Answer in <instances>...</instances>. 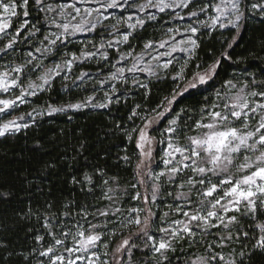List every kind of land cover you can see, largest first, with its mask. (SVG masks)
<instances>
[{"label": "snow or ice", "instance_id": "1", "mask_svg": "<svg viewBox=\"0 0 264 264\" xmlns=\"http://www.w3.org/2000/svg\"><path fill=\"white\" fill-rule=\"evenodd\" d=\"M131 7H135L139 15L115 17V23L110 26L111 34L116 39H110L107 43L101 40L98 46L92 40L81 41L82 47L78 53L61 48H67L78 34L92 33L98 26H103V21L111 18L107 14L109 10L126 12ZM32 9L43 13L48 28L55 30L44 33L34 50L26 52L22 62L0 65V94L6 97L0 98V138L19 134L31 127L24 115L8 118L12 110L28 103L29 97L50 91L57 78L65 82L71 80L73 85L77 81H84L88 73L79 72L75 79H72V73L77 65L85 62L107 61L115 69L104 79L95 82L102 90L105 84L111 82L110 88L104 90L103 101L94 103L96 96L88 95L78 103L62 106L48 104L40 110L33 108L32 112L26 113L33 122L45 115L78 111L89 106L105 109L119 104L117 84L131 83L134 89H143L144 97L148 98L151 88L136 76L137 72L156 79L170 76L174 83L172 90L155 106L141 111V104L137 103L127 116L133 125L124 135L139 150L135 173L139 177L137 184L144 187L143 193L137 189L131 199L141 201L143 207L133 205L124 210L126 216L121 221L112 220L122 211L119 207L111 212L107 209L97 210L98 215L106 219L102 224H94L87 221V217L96 216L97 212H89L88 206L82 205L76 210V216L87 221L89 227L84 228L77 220L73 225L74 231L73 228L67 231L61 228L59 236L55 231L57 225L52 223L56 216L52 213L44 221L50 241L38 251V256L45 259L38 260L37 264H83L84 259L87 264H94L93 257L98 262L99 257L93 249L101 244L105 234L110 238L117 234L115 228H108L109 222L121 228H138L139 233L147 238L145 247L150 249L149 259L155 264H172L168 254L176 251V243H181L182 247L186 244L191 249H203L198 254L188 253V264H252L257 254L264 256V80L253 77L241 81L237 88V84L228 79L221 84V88L226 89L222 92L215 87L214 80L219 75L220 58L213 59L203 70H200V64H196L198 70L191 78L186 73L188 64L196 57L200 47V35L211 34L217 28L233 29L236 35L227 44V48L231 49L250 17H259L264 22V0H144L142 3H130V0H71L55 6L48 0H0V41H3L0 44V57L14 55L18 43L31 44L42 32L36 22L28 19ZM149 9L155 12L144 15ZM184 10L188 11L182 14ZM52 13L55 15L50 16ZM156 13H166L173 19H187L190 22L183 27V31L180 27L169 28L165 33L168 39H161L158 43L145 40L141 53L134 55L135 48L130 44V39L136 38L134 33L143 29L147 21L157 20ZM122 25L127 31L118 33ZM202 29L206 31L201 32ZM177 35L185 38L176 40ZM124 44L129 45L127 51L120 50ZM107 49H115V63H111ZM157 49L166 50L153 55L152 51ZM261 51L264 52V42ZM177 52L187 57L178 68L173 65ZM145 53L151 57L148 63H144ZM52 54L60 55V59L49 66L44 60ZM220 57L231 59V52L222 51ZM129 58L131 66H126L124 62ZM170 67L172 72L168 71ZM33 73L36 74L34 79L31 78ZM210 81L214 99L206 98L207 102L198 108L193 107L191 114L186 108L176 111L175 106L181 97L208 85ZM234 89V94L229 95ZM136 120L140 123L136 124ZM160 121H165L167 126L162 131L159 127L154 130L160 133L159 143L165 145L160 157L164 169L154 173L150 162L153 160L152 145L156 137L150 132L153 125H158ZM121 159L127 163L130 157L125 154ZM145 168L147 171L143 175L153 182L150 192L141 175ZM96 174L106 186L100 198L112 201L117 190L114 185L118 186L119 178H104L102 169H98ZM72 183L80 184L81 190L86 187L92 192L94 178L86 172L83 180L74 177ZM165 183L175 185L167 195L180 203H167L168 210L163 211L159 217L161 224L158 225L157 213L153 209L158 207V194ZM132 187L135 189L137 185L133 184ZM64 208L63 215L71 216L69 204H65ZM28 214H31V209ZM173 215L176 218L169 222ZM164 224L167 226H162ZM98 228L107 229V232L96 231ZM248 228L254 231L249 232ZM150 229L161 233L159 238L151 235ZM34 239L41 244L45 236L37 235ZM234 245H239V248ZM103 247L107 248L108 243L104 242ZM135 247L137 245L134 243L129 247V239L124 238L115 251L123 253L127 249L130 257L131 248ZM7 249V242L0 240V250L7 253L0 257L4 264H10L8 257L13 255ZM225 249H228L227 253ZM16 255H22L28 261L29 256L37 255V250L34 248L27 254Z\"/></svg>", "mask_w": 264, "mask_h": 264}, {"label": "trees", "instance_id": "2", "mask_svg": "<svg viewBox=\"0 0 264 264\" xmlns=\"http://www.w3.org/2000/svg\"><path fill=\"white\" fill-rule=\"evenodd\" d=\"M43 16V13L32 9L28 17L30 21L36 22L42 32L47 30ZM169 18L170 16L166 13H160L157 15V20L147 21L143 29H138L134 33L136 38L130 39L135 52L143 49L145 40L157 42L163 30L173 24ZM205 31L201 30V32ZM40 34L31 44L23 41L18 43L14 55L0 57V65L13 61L22 62L26 52L30 49L34 50L36 40L41 38ZM234 35H236L235 30L230 28H217L211 31V34L200 35L197 55L186 68L188 78H191V75L198 70L196 64H200V70H203L212 63L213 59L220 58L221 66L217 69L219 75L214 80L215 87L222 92L226 89H222L221 84L228 79H232L238 88L241 81L251 80L253 77L264 80V52L261 51L262 42H264V22H261L259 17H250L241 28L236 43L229 49L227 44ZM98 37L99 34L95 31L91 38ZM61 48L63 51L71 50L78 53L80 45L68 43L67 48L63 46ZM124 48L128 50L129 45L126 44ZM107 51L111 63L115 62L114 51L111 49ZM222 51L231 52L232 58L220 57ZM59 56L52 54L50 60L56 61L60 58ZM110 68L111 64L107 61L77 65L73 69L72 79H75L79 72H86L88 75L84 81H77L73 85L71 80L65 82L57 78L50 91L32 97L28 105L20 107L18 113L26 114L30 107L44 109L48 104L62 106L82 102L88 95H95L96 100L102 102L104 90L109 89V86L105 85L102 90L95 82L108 74ZM168 71L172 72V68ZM143 82L148 83L151 88L148 98L144 97L143 89H134L130 83L128 85L118 84L116 86L119 89L117 93L120 97L119 104H113L105 109L85 107L78 111L70 110L52 116L45 115L43 118L38 117L35 122H29L31 127L22 130L19 134L0 138V240L6 241L7 251L13 253L8 257L10 264H37L38 260L45 259L38 256V251L42 245L50 241L44 228V221L52 213L56 216L52 223L57 225L55 231L59 236L61 228L67 231L73 228L77 220L84 228L89 227L87 221L94 224L105 222L106 218L99 216L97 210L107 209L111 212L119 207L122 211L112 217V220L121 221L126 216L124 210L133 205L142 206L141 201L131 199V195L137 189L140 190L135 173V166L140 157L135 144L130 143L124 135V132L133 125L127 116L137 103L141 104V111L155 106L174 87L170 76L166 79L144 78ZM206 98H215L211 81L208 85L186 93L179 99L175 109L179 112L186 108L191 114L193 107L198 108L199 105L207 102ZM135 123L139 124L140 121L136 120ZM117 125H120V128H117ZM165 126V121H161L157 127L162 131ZM158 133L153 130L151 134L157 138ZM125 154L130 157L127 163L121 159ZM49 164L53 166H47ZM98 169L103 170L104 178L111 176L119 178L118 186L114 185L117 190L112 201L100 198L106 186L103 185V179L96 174ZM86 172L94 178L92 192H89L86 187L81 190L80 184L73 185L72 183L74 177L77 180H83ZM133 184L137 185L135 189L132 187ZM172 202L173 197H168L167 191L161 188L157 199V205L162 208L161 211L164 205ZM65 204H69L72 209L69 217L63 215ZM49 205L52 207L50 208ZM82 205H87L89 212H97V215H89L87 221L76 216V210ZM29 209H31L30 215L28 214ZM161 211L157 213L156 224L162 215ZM108 228H115L117 233L111 238L107 234L103 236L102 243H108V256L112 254L122 239L131 235L129 247L133 243L137 247L131 248L130 257L126 249L124 253L126 255H123L120 264H155V261L149 259L150 249L145 247L146 237L140 233H133V229L125 230L111 222ZM247 230L254 231L253 228ZM96 231L106 233L107 229L98 228ZM150 234L158 237L154 230L150 229ZM37 235H44L45 241L37 244L34 239ZM70 245L71 238L69 237ZM175 247L176 251L168 254L172 259V264H188V253L198 254L203 251L202 248H188L186 244L182 247L181 243H176ZM234 247L239 248V245H234ZM34 248L37 250V255L29 256L28 261H25L22 255H16V253L27 254ZM227 251L228 249H225L226 253ZM5 255L7 253L0 250V257ZM0 264L4 262L0 260ZM252 264H264V256L257 254Z\"/></svg>", "mask_w": 264, "mask_h": 264}, {"label": "rangeland", "instance_id": "3", "mask_svg": "<svg viewBox=\"0 0 264 264\" xmlns=\"http://www.w3.org/2000/svg\"><path fill=\"white\" fill-rule=\"evenodd\" d=\"M48 2H49V3H52V4L55 6V5L60 4V3L71 2V0H51V1H48ZM142 2H144V0H130V3H142ZM217 2H218V0H217ZM77 6H80V5H77ZM90 6H95V5H90ZM177 11L179 12V11H181V10H180V9H177ZM187 11H188V10H184L182 14H185ZM152 12H155V10H154V9H149L146 13H144V15H147V14L152 13ZM107 14H108L111 18H110L109 20H105V21H103V26H98V27H97L96 31H97L98 34H99V37H98V38H96V39L91 38L92 35H93L95 32L87 33V34H78L75 38L72 39V41L70 42V44L75 43L76 45H80V48H81V47H82V44L80 43L81 41L92 40L94 43L97 44V46L99 45V42H100L101 40H104V42L107 43V41L110 40V39H112V40L116 39V36H113V35L111 34V28H110V26H111L112 24L115 23V17L121 16V15H124V16H126V15H133V16L139 15V13L137 12V9H136L135 7L128 8V10H127L126 12H121V10H116V11L109 10V12H108ZM158 14H160V13H156V15H158ZM49 15H50V16H54L55 13H52V14H49ZM201 18L203 19L204 17L202 16ZM19 19H22V17H20ZM169 21H170V22H173V24H171L168 28H165V29L163 30V34H162V36L160 37V39L157 41V43H158L161 39H168V36L165 35V33L167 32V30H168L169 28L180 27V28H181V31H183V27L186 26L187 23L190 22V21H188L187 19H186V20H183V21H182V20H178V19H173L171 16H170V18H169ZM44 23H45V21H44ZM14 24H15V20H14ZM45 25H46V23H45ZM46 27H47V30L44 31V32H42V33L40 34V37H41L40 39H42V35H43L44 33H46L48 30H53V31L55 30V29H49L47 25H46ZM125 31H127V29H126L125 26L122 25V26H120V28H119V30H118V33H124ZM173 34H174V33H173ZM182 38H185V37H182V36H179V35L176 36V40H180V39H182ZM38 40H39V38L36 40V42H35L34 45H36V43H37ZM173 42H175V41H173ZM2 43H3V41H0V44H2ZM125 45H126V44L120 46V50H121V51H127V50H125V48H124ZM80 48H79V49H80ZM89 48H91V45H89ZM33 49H34V47H33ZM108 50H110V49H108ZM111 50H113L114 53H115L116 56H117V53H116L115 49H111ZM165 50H166V49H157V50H155V51H152V50H150V51H152V54L155 55V54H157V52H161V51H165ZM141 51H142V50H141ZM141 51H139V52H135L134 55H139V54L141 53ZM50 57H51V55H49V56L44 60V63L47 64V65H49V66H51L53 62L59 61V59H60V58H59L58 60L53 61V60H50ZM59 57H60V56H59ZM174 57H175V59H174V61H173V65H174V67H176V68L179 67L181 64H183V61L187 58V57H186V54H184V53H180V52L175 53V54H174ZM164 59L166 60V59H168V58H164ZM150 60H151V57H150L147 53H145V54H144V63H148ZM162 62H163V61H162ZM181 62H182V63H181ZM85 63H89V62H85ZM113 63H115V62H113ZM131 63H132L131 58H129L128 60H126V61L124 62V64H125L126 66H131ZM152 63H155V62L153 61ZM3 64H5V63H3ZM3 64H2V65H3ZM119 66H120V65H117V67H119ZM170 68H171V67H170ZM170 68H169V69H170ZM113 71H115V69L111 67V68H110V71H109L108 74H110V73L113 72ZM108 74H106L105 76H102L100 79H104ZM161 74H163V73H161ZM35 75H36V74L33 73L31 78L34 79V78H35ZM129 75H130V74H129ZM136 76H137L141 81H143L144 78H150V77H148V76H147L145 73H143V72H137V73H136ZM110 83H111V82H110ZM110 83L105 84V85H106V86H109V88H110ZM130 84H131V83H130ZM117 85H118V84H117ZM237 88H238V87H237ZM225 91H226V90H225ZM235 91H236L235 89L232 90V92L229 93V95L234 94ZM0 98H6V97H4L3 94H0ZM31 98H32V97H29L28 100H30ZM96 102H99V101L95 100L94 103H96ZM28 103H29V102H28ZM28 103H25V104H23V105H20L19 107H16L14 110H12V111L10 112V116H9L8 118H11V117H13V116L24 115V116H25V120H26L28 123L31 122V121H33L32 118L29 117V116H27L26 114H20V113H18L20 107H22V106H26V105H28ZM89 108H93V107L89 106ZM36 109H37V108H36ZM32 110H33V108L30 107L29 110L27 111V113H28V112H32ZM37 110H40V109H37ZM160 123H161V121H160ZM160 123H159V124H160ZM159 124H158V125H159ZM158 125H157V124H154V125H153V130H154L155 127H157ZM166 126H167V125H166ZM166 126H165V127H166ZM153 130H152V131H153ZM152 131L150 132V135H152V134H151ZM160 138H161V137H160V133H158V137L156 138V141H155V142L153 143V145H152V147H153V160L150 162V164H151V168H152V170H153L154 173H155V172H159V171H161V170L164 169V165H163V163H162L160 157L162 156V151H161V149H162L163 147H165V145H161V144L159 143ZM181 142H183V141H181ZM138 152H139V150H138ZM155 166H156V168H155ZM154 168H155V169H154ZM146 171H147V168H145L144 170H142L141 175H143V172H146ZM185 175H187V173H185ZM138 179H139V177H137V180H138ZM143 179L145 180V182H146V186H147V188H148V191L150 192V191H151V184H152L153 182L149 179V177H148L147 175H143ZM139 186H140V185H139ZM161 188H163V189L166 190L167 192H168V191H173L174 188H175V185H170V184H166V183H165V184L162 185ZM170 188H173V190H170ZM140 191L143 193V192H144V187L140 186ZM168 197H170V196H168ZM141 203H142V202H141ZM172 203H180V201H174V200H173ZM138 205H139V204H138ZM140 206H141V205H140ZM141 207H143V204H142ZM161 209H162V208H160V207H156V208L153 209V211H155L156 213H159V212L161 211ZM167 210H168V209H167L166 205H164V208H163V210L161 211V214L163 213V211H167ZM175 218H176V217H175L174 215L171 216V217L169 218V222L171 221V219H175ZM159 224H161V221H160V220L158 221V225H159ZM162 226H167V225L164 224V225H162ZM123 229H125V230H127V229H129V230L133 229V230H134L133 233H135V234L139 233V229L136 228L135 226H130L129 228H123ZM155 232L157 233V236H158V237H155V238H159V236L161 235V233H159V232H157V231H155ZM130 237H131V235L128 236V237H126V238L129 239V243H130ZM121 241H122V240H121ZM121 241L116 245L115 249H116L117 246L121 243ZM70 246H71V245H70ZM115 249L113 250L112 254H111L110 256H108V255H107L108 248H104V247H103V243L101 242V244H100L97 248L93 249V251H95L96 254H97V256L99 257V261H98V262L95 260V257L92 258L93 261H94V264H103V262H105V261L107 262V264H120L121 261H122V258H123V255H124L126 249L124 250L123 253H117V252L115 251ZM125 255H126V254H125ZM125 255H124V256H125ZM192 259H194V258H192ZM78 264H80V262H78ZM83 264H87V260H86V259L83 260Z\"/></svg>", "mask_w": 264, "mask_h": 264}]
</instances>
